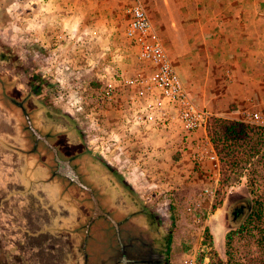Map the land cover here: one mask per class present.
<instances>
[{"label":"rangeland","instance_id":"obj_1","mask_svg":"<svg viewBox=\"0 0 264 264\" xmlns=\"http://www.w3.org/2000/svg\"><path fill=\"white\" fill-rule=\"evenodd\" d=\"M67 1L69 5L73 3L69 10H75L86 25L111 28L115 48H126L137 62L138 48L126 37L127 0ZM141 1L153 21L154 37L165 45L175 67H185L186 61H180L182 40L172 37L174 31L170 29V18L178 11L172 0ZM174 1L181 8V11L178 8L181 19L192 16L201 19L206 15L202 0ZM214 13L211 10L210 18L216 21ZM217 42L214 38L215 46ZM233 55V50L210 54L219 59V65L197 70L202 88L199 95L209 96L216 116L225 117L222 114L228 105L232 110L237 107L232 102L231 83L225 76L226 71L233 69L223 64L224 56ZM198 59L200 64L201 58ZM185 69L190 76L191 69ZM209 73L214 76L212 83L207 78ZM50 104L57 109L4 82L0 75V107L19 122L0 135V200L17 186L14 178L24 177L43 196L39 200L31 194L30 210H25V215L34 218L32 222L38 226L28 243L22 244L24 239L18 235L16 238L21 243L15 244L16 241L9 239L13 230L0 228V264H103L95 253L85 259L87 241L92 236L91 250H97L94 245L100 244L111 250V245L116 243L113 236L122 224L144 237L147 244L153 245L149 242L153 240L156 252L164 258L163 264H185L190 259L195 264H264V148L237 169L222 168L219 180L210 164L198 168L193 163L194 178L177 185V190L159 195L155 189H136L127 176L129 168L134 175L145 178L144 173L150 168L130 163L123 169L109 163L88 146L81 121L53 101ZM250 110L244 111L239 119H231L246 122L245 114ZM11 151L21 155L15 154V171L7 169L4 161V155ZM178 152L172 154L171 167L189 170L191 157L181 159ZM104 174H110L113 179L102 180L100 175ZM36 175L43 180L39 181ZM19 210L15 206L7 218L13 224L24 219ZM0 214L4 218L5 214Z\"/></svg>","mask_w":264,"mask_h":264},{"label":"crops","instance_id":"obj_2","mask_svg":"<svg viewBox=\"0 0 264 264\" xmlns=\"http://www.w3.org/2000/svg\"><path fill=\"white\" fill-rule=\"evenodd\" d=\"M12 2L13 0H0V75L4 82L19 87L25 94H33L37 99L45 101L51 109L57 107L50 104L53 85L51 79L43 77L42 70L46 66H51L57 72H64L65 66L79 70L80 82L85 90L94 93L99 92L103 86L100 77L106 71L116 70L128 78L137 72H150L152 69L149 63L140 59L139 54L136 62L126 48H115L111 28L86 25L75 10H69L73 3L69 5L67 0H32L29 5L15 12L9 10ZM172 3L173 7L181 11L179 3L174 0ZM201 3L203 14L206 12L201 19L197 16L181 19L178 11L175 17L170 18V29L174 31L172 37L182 40L179 43L183 53L180 61H186L185 67L177 65L176 68L191 96L201 103L194 100L214 114L216 108L209 96L199 95L202 88L197 80V70L198 67L203 69L219 65V59L216 60L210 54H225L233 50V56H224L223 64L224 67L233 69L226 71L225 76L231 83L229 89L232 90V102L237 107L232 110L228 105L222 116L239 119L244 111L260 107L264 102V0H202ZM211 10L216 14V21L213 17L210 18ZM213 21L216 24L213 25ZM214 38L218 40L217 46L213 44ZM116 56H119L118 59ZM198 58H201L200 64H197ZM143 65L149 66L146 68ZM117 66L120 70H117ZM187 67L191 69L190 76L185 69ZM207 78L212 83L214 76L209 73ZM119 94L116 103L104 107L105 127L109 132H117L124 138L128 152L126 156L135 166L151 169L148 175H144L145 178L127 174L135 184L134 187L145 191L155 189L162 195L177 190V185L194 178L193 162L188 166L189 170L171 167L170 160L175 151H180L177 154L184 160L191 156L190 148L184 143L180 125L173 122L165 129L136 128L132 134L127 133L124 130V108L128 92L122 89ZM18 123L7 110L0 107V135L1 131L6 132V128L15 127ZM23 142L26 143V140ZM20 146L22 147L21 144ZM15 154L17 157L21 156L13 151L4 155L3 160L10 171L16 169ZM36 176L40 178L39 181L43 180L41 176ZM100 178L113 179L110 174L100 175ZM13 181L17 182V186L13 188L11 195L0 200V213L5 214L4 218L0 217V228L1 231L13 230L9 239L16 241L15 244L21 243L16 238L21 235L25 241L23 244L32 240L31 237L38 230V226L32 222L35 221L34 218L31 220L30 216L25 215V210H30L31 194L34 193L39 200L43 196L40 189L28 185L27 177L21 180L14 178ZM15 206L20 209L19 215L24 216V219L13 224L7 218L12 215L11 211H14ZM88 241L85 259H90V255L95 253L101 259L99 262L107 264V246L94 245L97 250H91L92 236Z\"/></svg>","mask_w":264,"mask_h":264},{"label":"built area","instance_id":"obj_3","mask_svg":"<svg viewBox=\"0 0 264 264\" xmlns=\"http://www.w3.org/2000/svg\"><path fill=\"white\" fill-rule=\"evenodd\" d=\"M31 1L13 0L9 10H21ZM125 13L128 18L126 37L137 46L140 59L152 66L151 71L137 72L128 78L116 70L106 71L100 77L103 86L94 93L85 90L80 82L79 70L65 66L64 72H57L46 66L42 74L52 81V101L81 121L90 148L109 163L125 169L132 160L126 156L124 138L117 132H109L104 124V107L116 103L120 91L124 89L128 92L124 108V130L127 133L132 134L136 128L165 129L173 122L179 124L193 163L198 168L210 164L215 178L219 180L222 162L208 132V124L214 114L191 96L164 44L154 37V25L143 2L127 0ZM245 121L264 129V102L246 112ZM126 172L134 175L129 168ZM148 173L149 170L144 175ZM185 264L195 262L190 259Z\"/></svg>","mask_w":264,"mask_h":264},{"label":"trees","instance_id":"obj_4","mask_svg":"<svg viewBox=\"0 0 264 264\" xmlns=\"http://www.w3.org/2000/svg\"><path fill=\"white\" fill-rule=\"evenodd\" d=\"M208 132L220 156L223 170L237 169L264 148V129L231 118L213 115ZM207 232L210 230L207 228Z\"/></svg>","mask_w":264,"mask_h":264},{"label":"flooded vegetation","instance_id":"obj_5","mask_svg":"<svg viewBox=\"0 0 264 264\" xmlns=\"http://www.w3.org/2000/svg\"><path fill=\"white\" fill-rule=\"evenodd\" d=\"M72 175V174H71ZM116 240L111 245V250L106 251L108 257L107 264H163L164 258L162 254L155 250L153 245L147 244L144 237L136 235L125 226L116 231L113 236ZM113 241V240H112ZM112 243V242H111ZM82 250V248L80 249ZM98 260H101L98 258Z\"/></svg>","mask_w":264,"mask_h":264}]
</instances>
